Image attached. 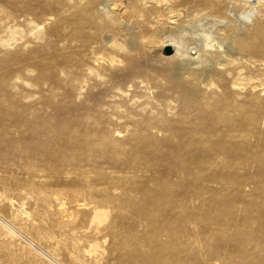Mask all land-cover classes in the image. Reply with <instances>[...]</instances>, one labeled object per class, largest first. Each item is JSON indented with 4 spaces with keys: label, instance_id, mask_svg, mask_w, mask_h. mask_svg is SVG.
<instances>
[{
    "label": "bare ground",
    "instance_id": "obj_1",
    "mask_svg": "<svg viewBox=\"0 0 264 264\" xmlns=\"http://www.w3.org/2000/svg\"><path fill=\"white\" fill-rule=\"evenodd\" d=\"M2 2L0 184L50 211L20 210L35 235L0 213L2 238L49 264L40 238L78 264H264V0Z\"/></svg>",
    "mask_w": 264,
    "mask_h": 264
},
{
    "label": "rangeland",
    "instance_id": "obj_2",
    "mask_svg": "<svg viewBox=\"0 0 264 264\" xmlns=\"http://www.w3.org/2000/svg\"><path fill=\"white\" fill-rule=\"evenodd\" d=\"M0 7L4 8L5 10H10L13 13H18V14L22 13V11L18 10L17 8H13V7L7 6L6 4H4L2 2V0H0ZM43 7H45V8H43ZM240 8L239 7L234 8L232 11H229V13H231L232 16H236V15L241 13V11H242V9L244 7L241 6ZM53 9L54 8H52L49 5H43V6L37 7L36 9H32L31 11H29V15L28 16L33 18L39 24L40 23L42 24V22H45L43 24L45 26V30L48 31L53 26L55 20L58 19V11L56 9H54V10ZM50 16H52V17L54 16V17L52 19H49V20L46 21V18H48ZM242 20H243V18H242ZM203 22L205 24L203 27H206V28L210 27V25L207 24V20H205ZM124 28H126L125 25H124ZM187 28L188 29L185 31V33H187L188 35L192 33V35H189V36L187 35V36L189 38L191 37L193 41L197 42V44L198 43L200 44L201 43L200 40L203 38V36H202L203 35V33H202L203 31L199 30L197 25L194 26V27L189 26ZM71 29H72L71 25L66 23V24H64L62 26V33L53 35L54 37L51 36L50 39L52 41L57 42L59 44V46H61V48H64V47L66 48L68 46V44H69L68 39L66 38V34ZM201 33H202V35H201ZM194 45H196V44H193L191 46H194ZM165 48L163 49V52L165 54H169V53H167L165 51ZM105 53H106V51L102 50L100 52L101 56L100 55L99 56L103 57V56L106 55ZM3 174H5V173H3ZM3 194L7 195L9 198L13 197L15 205L14 206L10 205L8 199H5V195H3ZM35 201L36 200H33V202L31 201V203H29V201H27L26 198L23 197V195L21 196V195L16 194V191H14L13 188L10 189V190H6L0 184V213L3 216H5V218H7L10 221L13 219L11 222H13V224L17 228H20V229L22 228L23 232H25V234H27V235H31V234L35 235V231L32 229L33 227L28 224L27 217H25L24 215L22 217V214H21L20 210H22L23 208H27V210L29 212L30 211L32 212V209H34V207L37 206V207L40 208L41 211L43 210L42 211L43 213H46L47 216H50V211H48L47 208L43 204H39L40 202L37 203ZM21 204H23V206ZM24 205H25V207H24ZM19 216H20V218H19ZM21 220H23V221L21 222ZM57 239H59V238L58 237H56V238H51V237L46 238V237H44V239L40 238L39 242L45 248H50V249L51 248H56V251L58 252L59 258L65 264H78L77 261H75L74 259L71 258L70 250L68 248H66V246H64L63 244L59 243L57 241ZM20 241H21V239L19 240L18 238H14V237L13 238H9V239H3L1 234H0V264H49V262L46 259L42 258L41 256H38L37 254L33 253L32 254L33 257H28V256L24 255V253L27 250L26 249H22V245L23 244H21ZM58 246H59V248H58ZM106 261H107V259H104L100 263L101 264H109ZM110 262L113 263L114 260H110ZM100 263H97V264H100Z\"/></svg>",
    "mask_w": 264,
    "mask_h": 264
},
{
    "label": "water",
    "instance_id": "obj_3",
    "mask_svg": "<svg viewBox=\"0 0 264 264\" xmlns=\"http://www.w3.org/2000/svg\"><path fill=\"white\" fill-rule=\"evenodd\" d=\"M165 51L170 53L172 51V47L170 45L166 46Z\"/></svg>",
    "mask_w": 264,
    "mask_h": 264
}]
</instances>
